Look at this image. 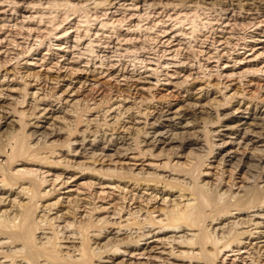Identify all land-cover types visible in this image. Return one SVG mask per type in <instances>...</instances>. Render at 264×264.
I'll return each instance as SVG.
<instances>
[{
	"label": "rangeland",
	"instance_id": "374dc122",
	"mask_svg": "<svg viewBox=\"0 0 264 264\" xmlns=\"http://www.w3.org/2000/svg\"><path fill=\"white\" fill-rule=\"evenodd\" d=\"M205 1L206 4L199 0H184L183 4L180 0H0V116L5 117L0 123L18 124L12 125L16 129L14 136L2 143L0 165L5 166L10 177L24 175L26 186L34 181L41 186V192L54 191V196L64 200L69 196L80 204L92 201L105 209L94 213L88 206L74 207L73 219L55 223L58 230L74 231L80 216H89L92 223L102 219L121 222V226L126 221L146 223L149 218L159 227L165 224V211L171 209V200L177 194H159L156 200L147 197L151 188L181 185L174 179L190 184V190L198 191L196 196L202 203L208 201L203 208L205 223L191 233L195 235L205 233L214 205L227 208L246 193H263L264 173L253 183L245 168L234 170L235 161L224 165L220 158L226 152L235 153L237 158L244 154L236 145L243 141L242 134L222 136L226 125L245 121L252 114L264 117V7L248 11L240 10L236 3L222 6ZM123 99L126 102L119 103ZM181 108L189 113L208 114L203 117L206 122L198 120L191 131L197 138L193 146L178 152L161 145L141 155L146 148L139 143L145 132H151L156 113ZM43 109L56 111L53 117H60L62 124L48 119L36 123L34 116ZM210 115L216 123H210ZM226 115L228 118H223ZM123 122L134 128L128 142L132 151H105V157L96 160L85 153L68 156V141L80 142L84 132L91 136L90 140H98ZM132 122L137 124L131 125ZM37 124L45 128H39V133L49 134L54 126L61 130H57L61 134L46 139L47 147L39 152L40 157L48 158V163L17 158L8 166L7 157L21 138L26 146L36 150L42 146V142H37L40 136L35 141L26 137L33 130L29 126ZM212 131L219 132V136L211 138ZM235 137L239 139L235 141ZM214 145L221 146V150ZM72 147L77 153L83 152L79 146ZM193 148L205 152L190 151ZM63 160L83 170L53 163ZM107 169L112 172L107 173ZM156 176L162 178L156 180ZM115 186H125V193ZM224 191L226 195H222ZM121 204L132 209L137 204L147 205L152 213L118 215L115 208ZM260 206L264 208V204ZM238 213L232 209L230 214ZM242 213L240 218L257 214L256 209ZM109 227L108 232H118V226ZM235 231L239 230H231V235ZM157 232L161 231L155 229ZM170 236L171 233L158 234L140 242L139 247L170 248ZM0 242L10 241L0 237ZM241 242L245 244L235 247L234 243L223 249L213 263L158 255L168 249L152 254L113 248L111 253L117 255L114 264H264V238ZM208 246L210 250L211 245ZM21 248L22 244L4 245L0 256ZM185 250L189 255L201 253L203 257L208 251H200V245ZM183 251L175 249L174 253Z\"/></svg>",
	"mask_w": 264,
	"mask_h": 264
},
{
	"label": "bare ground",
	"instance_id": "6f19581e",
	"mask_svg": "<svg viewBox=\"0 0 264 264\" xmlns=\"http://www.w3.org/2000/svg\"><path fill=\"white\" fill-rule=\"evenodd\" d=\"M212 1L213 4L216 5L218 3L222 6H233V4L236 3L235 6L237 8L240 10L247 8L248 11L261 10V8L264 7V0ZM180 2L182 4L185 3L184 0H180ZM199 2L206 4L205 0H199ZM35 81L37 80L35 79ZM32 96L35 97L36 93L32 94ZM124 102H126L125 99L121 100L119 103L123 104ZM0 113L3 112L0 111ZM55 113L57 112L43 109L40 114L34 116V119L36 120V123H40L41 119H48L61 125L62 122L59 121L60 117H53ZM206 114L207 113L203 111H193L189 113L183 108L174 112L167 109L156 113V119L149 128L151 132H145L144 140L139 143V146L146 148L145 150H141V155L151 152L153 148L161 145L169 147L170 151L178 152L191 148V146H193L192 142L197 139L191 131L197 127L198 120L206 122V119L203 118ZM46 115L52 116L46 118ZM148 115L150 114L147 113L146 116ZM211 117L212 116L210 115V123H216V119L214 117L211 119ZM223 118H228V116L226 115ZM0 119L5 120V117L0 116ZM128 124L129 123L125 122L121 123L119 128L117 130H112L110 135L102 133V137L98 140H90L91 136L89 134L86 135L84 132L85 135L83 134L80 142L68 141V143H66V148L71 152L70 154H74L69 155L68 152V156H81L85 153L86 156L96 160L99 157H105V151H113L116 154H119L117 150L123 151L125 154L132 151V144L128 142L131 140L130 135L134 128L126 127ZM136 124L137 123L132 122L131 125ZM12 125L15 127L18 126L14 121L13 123H7L6 121L2 124L0 123V152L4 153L2 143L10 140L16 133V129ZM33 126L34 125L29 126V129L33 130L29 132L26 137L34 139L35 141L37 140V136H40L41 139H38L37 142H42V146L37 147L36 150L34 147L26 146L23 138H21V140L16 142L15 148L12 150L10 156L7 157L9 161L8 166L15 162L17 158H24L25 161L29 160L32 163H37L38 161L44 162L43 164L48 163V158L40 157L39 152L47 147V145H45V140L61 134L60 132H57V130H61L54 126L49 134H46L45 131L41 133L38 132L39 128L44 127H39L38 124L34 127ZM224 131L226 134L222 136H227L228 134L237 136V134H242L243 141L239 140L236 145L244 150V154L237 158L235 153L226 152L221 155L220 164L225 165L235 161L232 166L233 169L240 170L245 168L246 172L249 173V177L253 179V183H255L259 174L264 173V117L259 116V114H252L245 121L238 120L237 123L232 126L226 125ZM219 134V132L215 131L210 132L211 138L217 137ZM234 139L236 141L239 137H235ZM95 144H104L105 146L99 148L95 147ZM72 146H79L83 152L80 151L77 153ZM87 146L89 147L87 148ZM213 147L218 150H221L222 148L217 145H214ZM194 149L199 151V153L204 151L200 148H193L190 149V151H193ZM97 151H99V154H97ZM175 153L176 152H174V154ZM206 155H209V153H206ZM0 156H2V154H0ZM53 163H65L64 167L83 170L79 165L70 166L69 161L63 160L55 161ZM85 169L90 170L88 168ZM6 172L5 166L0 165V176L2 177L0 180V237H3L10 242L8 244L0 242V248L2 249L4 245L16 247L18 244H22V248L21 250L12 251L10 255L0 256V259L3 260L0 264H114L117 255L111 253L113 248H126L152 254L159 249H168L167 253L162 251L158 253V255H166L167 258H188L190 260L195 258L198 261L197 263H199V259L213 263L217 260L223 249L230 247L234 243L235 247H239L240 244H245L241 242L243 239L259 240L264 238L263 230H261L264 229V208L261 209L260 206V204H264V191H262L263 193L257 191L253 193L250 192L241 197H237L227 208L214 205L211 211L213 216H211L210 224L204 228L205 233L200 234L198 232L199 234L195 235L191 233H193L196 228H199L200 224L204 225L205 223L203 208L205 205H208V201L202 203L198 200V196H196L198 191L194 188L190 190V184L174 179L176 183L179 182L178 184L181 185L178 187H170V189L165 187L163 189L151 188L150 190H152V192L147 197L148 200H156V196L159 194H168L171 197H175V194H177V197L171 200V209L168 211L166 209L165 211V224L155 227L158 224L154 222L153 219L148 218L146 223L144 221V223L128 224V221H126L125 225L121 226V222L110 223L103 221L102 219H95L92 223V218L89 216H80L79 226L74 231L68 232L65 229L58 230L59 227H55V223L64 222L67 219H73L74 207L88 206L90 207L88 209L94 213L102 212L105 209L102 208V205L96 206L92 201L80 204L79 201L73 202V199L71 200L69 196L65 198V200L62 197L54 196V191L41 192V186L35 184L34 181L33 183L29 181V186H26V184H24V175L13 178L8 176ZM106 172L109 173L112 171L107 169ZM141 174L142 173L140 172L134 176ZM160 178L162 177H155L156 180ZM63 184L64 182L61 185ZM115 189H118L121 193H125V186L123 188L115 186ZM154 193L155 195L152 196ZM226 194L227 191L222 193V195ZM126 196L127 195L122 196L123 201L126 200ZM130 200L132 201V199ZM165 200L166 199H164L163 202H165ZM193 201H196V203L193 204ZM134 204L136 203L134 202L133 205ZM232 209L238 211V215L232 216V214H230ZM251 209H256L257 214L253 216L245 215L243 218H240V215L244 214L242 212ZM115 210L118 211V215L125 214L130 217L139 214H146L148 216L152 213L151 211H148L147 205L143 206L141 204H137L133 209L131 206L121 204L118 208H115ZM230 219H233V222H229ZM257 219H261V221H257ZM17 220L18 223L15 224ZM115 225L118 226V232L114 234L108 232V229L110 228L109 226ZM89 229H92L93 232H89ZM155 229H159L161 232L154 233ZM233 229L239 231H235L231 235L230 232ZM37 231H39L38 235H36ZM121 231H128V233L122 234ZM169 233H171V236L167 237V240H171V243H173V246L175 247L163 248L162 246L157 248L156 246H148L145 248V245L141 248L139 247V243L142 241L157 237L158 234ZM254 235H257V237L253 238ZM196 245H200V251L203 253L206 249L208 250V245L213 247H210V250L206 251L205 257H203L201 253L200 255L195 256L193 254L189 255L190 253L185 252V249L190 251L194 249ZM256 248L258 249V247ZM262 248L264 249V246ZM175 249H183L184 251L175 254ZM75 253L77 254L74 255ZM0 254H3V252H0ZM103 259L106 260L102 261Z\"/></svg>",
	"mask_w": 264,
	"mask_h": 264
}]
</instances>
